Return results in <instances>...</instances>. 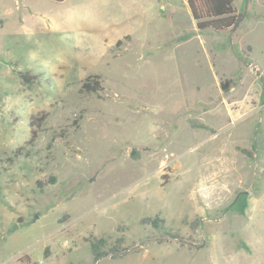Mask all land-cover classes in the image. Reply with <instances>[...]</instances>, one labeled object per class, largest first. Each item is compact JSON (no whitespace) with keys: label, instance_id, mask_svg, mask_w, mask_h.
Masks as SVG:
<instances>
[{"label":"rangeland","instance_id":"1","mask_svg":"<svg viewBox=\"0 0 264 264\" xmlns=\"http://www.w3.org/2000/svg\"><path fill=\"white\" fill-rule=\"evenodd\" d=\"M234 6L0 0V264H264V0Z\"/></svg>","mask_w":264,"mask_h":264},{"label":"trees","instance_id":"2","mask_svg":"<svg viewBox=\"0 0 264 264\" xmlns=\"http://www.w3.org/2000/svg\"><path fill=\"white\" fill-rule=\"evenodd\" d=\"M61 2L63 0H54ZM236 0H187V6L195 27L198 31L213 30L216 32L232 30L238 26L243 19V14L236 11L234 6ZM0 20V25H1ZM26 83H30L32 77L26 73H19ZM223 87H225L223 85ZM101 81L98 75H88L81 82L79 92L81 94H97L101 91ZM34 122L30 123V140L36 138V130L32 129ZM116 257V256H114ZM26 259H28L26 257Z\"/></svg>","mask_w":264,"mask_h":264}]
</instances>
